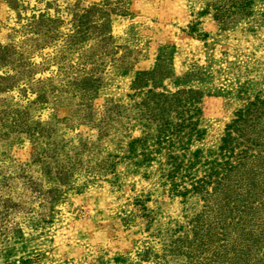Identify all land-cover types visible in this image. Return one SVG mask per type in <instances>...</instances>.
<instances>
[{
	"label": "rangeland",
	"instance_id": "rangeland-1",
	"mask_svg": "<svg viewBox=\"0 0 264 264\" xmlns=\"http://www.w3.org/2000/svg\"><path fill=\"white\" fill-rule=\"evenodd\" d=\"M190 4L0 0V187L12 159L26 162L35 148L47 146L30 138L25 121L55 132L50 147L60 141L62 152L81 139L96 140L94 129L62 121L70 100L92 94L96 99L86 104L96 116L109 99L132 103L148 91L175 94L173 121L192 116L200 136L189 141L188 151L175 143L173 154L185 161L202 149L200 162L212 160L225 125L264 97V24L255 35L239 28L219 35L214 20L204 16L201 27L209 36L199 39L187 34L195 20ZM242 125L236 121L234 127ZM157 132L156 121L143 120L130 135L151 144ZM116 141L110 136L104 143ZM182 179L181 173L174 177ZM82 181L80 175L61 192L44 226L18 215L20 231L4 235L6 222L0 219V264H189L171 254L166 242L184 230L198 206L194 196L185 201L172 193L157 161L147 169L119 165L116 176Z\"/></svg>",
	"mask_w": 264,
	"mask_h": 264
},
{
	"label": "trees",
	"instance_id": "trees-1",
	"mask_svg": "<svg viewBox=\"0 0 264 264\" xmlns=\"http://www.w3.org/2000/svg\"><path fill=\"white\" fill-rule=\"evenodd\" d=\"M188 1L195 20L187 25V34L199 39L209 36L201 27L200 19L204 16L214 20L219 35L235 28L255 35L264 24V0ZM140 80L141 76L136 77L134 84ZM95 99L92 94L67 104L68 115L60 119L70 128L88 126L97 137L92 142L81 139L66 152H62L64 144L60 141L55 140V146L50 147L55 132L43 130L38 122H24L23 130L30 138L41 139L47 146L35 148L26 162L12 159L8 165L9 172L0 187V219L6 222L2 228L4 235L20 231L18 215L34 225L51 222L54 202L80 175L85 185L100 175L116 176L119 165L147 169L152 161H157L162 176L170 180L172 193L185 201L194 196L198 206L184 230L180 227L168 237L166 244L171 254L181 260L184 257L189 264H264V97L249 102L237 113L239 120L232 119L225 125L217 146L219 151H210L213 159L203 162L202 149L185 157L187 144L200 133L192 116L180 115L182 121H173L175 94L148 91L145 99L132 103L109 99L100 116L86 104ZM143 120L158 123L151 144L130 135L132 126ZM236 121L243 123L241 128L234 127ZM186 127L188 130H184ZM110 136L117 137L112 146L104 143L105 137ZM179 142L184 143L182 149L187 151L183 155L185 161L178 162L171 149ZM197 172L202 175L197 176ZM179 173L181 182L174 180ZM185 178L189 179L188 185Z\"/></svg>",
	"mask_w": 264,
	"mask_h": 264
}]
</instances>
